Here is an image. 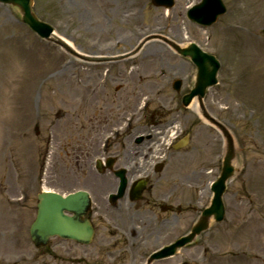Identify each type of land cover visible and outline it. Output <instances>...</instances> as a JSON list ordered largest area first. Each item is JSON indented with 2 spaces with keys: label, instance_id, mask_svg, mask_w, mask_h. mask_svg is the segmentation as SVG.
Masks as SVG:
<instances>
[{
  "label": "rangeland",
  "instance_id": "374dc122",
  "mask_svg": "<svg viewBox=\"0 0 264 264\" xmlns=\"http://www.w3.org/2000/svg\"><path fill=\"white\" fill-rule=\"evenodd\" d=\"M34 1L37 15L86 55L127 53L155 33L185 45L192 40L218 57L219 84L208 90L204 104L232 132L241 175L230 182L224 196L225 223L214 224L175 258L155 264H264V0H224L227 13L207 29L186 18L188 7L199 0H176L168 11L151 0ZM20 20L18 9L0 3V264H44L43 249H35L29 239L37 193L45 184L59 191L88 186L98 195L100 190L90 184L95 179L90 160L98 153L100 140L110 135L105 133L127 117L134 120L132 127L138 123L137 128L121 131L112 140L111 151L129 143L132 138L127 136L144 131L145 124L151 129V114L161 115L156 122L164 126L175 122L184 127L189 138L163 176L171 180L168 185L176 186L169 201L174 210L166 214L147 206L156 202V192L162 188L156 184L145 193L146 201L137 204L141 205L135 222L137 246L147 241L149 254L173 240L158 238L152 224L155 214L175 217L177 236L187 232L212 198V192L201 196L200 190L208 178L219 175L223 148L217 130L192 109L178 106L180 95L172 82L182 79L183 92L188 89L196 77L194 64L153 39L136 55L156 53L159 58L140 61L141 70L133 80L127 75L134 55L110 65L91 64L89 72L82 71L77 63L85 62L40 39ZM143 100L150 104L147 123L137 118ZM43 161H48L47 170ZM109 227L110 223H100L89 250L100 260L108 255L109 246L120 256L116 264H130L139 254L129 252Z\"/></svg>",
  "mask_w": 264,
  "mask_h": 264
},
{
  "label": "water",
  "instance_id": "95a60500",
  "mask_svg": "<svg viewBox=\"0 0 264 264\" xmlns=\"http://www.w3.org/2000/svg\"><path fill=\"white\" fill-rule=\"evenodd\" d=\"M1 2H6L13 4L15 6H18L21 10V13L23 15V20L28 23L36 32H38L41 36L48 37L51 35V28L47 26L46 24L40 22L37 17L32 12V1L31 0H0ZM163 2V1H162ZM60 42L59 39H55ZM186 55H190L195 63L197 64L199 68L198 73V80L196 83V87L194 91L187 97L188 100L185 102V104H189L190 100L189 98H193L195 95H199L200 100L205 95L206 88L210 86L211 84L216 83V72L219 68V63L214 59V57L210 55H206L198 51L196 48L192 47L191 49L182 50ZM190 98V99H191ZM214 121V120H212ZM227 140H228V149L224 161V168H223V174L221 179L218 181V183L215 186V193L216 197L213 201L212 206L205 212V216H203V220L200 223L201 225H205L206 219L209 218L210 215H214L216 219H220L223 215V211L220 210V200L221 196L224 190L225 182L228 178H230L234 174V167L232 165V162L235 158V150H234V144L231 136L228 134L227 130L222 128ZM55 199L52 198H42L41 203L39 205V217L36 220L34 226H33V232L35 235L39 234L37 230H43L44 224L49 226V228H45V237L47 238L50 233H53L54 231L65 229L67 231L69 230V226L73 227L70 224H74V221L71 219L63 216L62 209L64 207L68 208H75L76 197H72L68 200H61V201H54ZM64 218V219H63ZM67 219V220H66ZM66 222V223H64ZM201 225H198L199 227ZM201 228V227H200ZM197 226L193 229L192 235L189 237H186L185 239L180 240L176 245H173L170 247V249H167L166 251L160 252L158 254H155L153 258H156L160 255L170 254L173 253L178 247H181L191 241V238L195 236L197 233ZM92 229L89 227H85L81 233H85L86 235H91Z\"/></svg>",
  "mask_w": 264,
  "mask_h": 264
},
{
  "label": "bare ground",
  "instance_id": "6f19581e",
  "mask_svg": "<svg viewBox=\"0 0 264 264\" xmlns=\"http://www.w3.org/2000/svg\"><path fill=\"white\" fill-rule=\"evenodd\" d=\"M136 57H141L142 59H148L150 57L149 53H146L144 55H138ZM140 67H134L131 71V73L129 74V79L133 80L136 78V76L138 75V72L140 71ZM191 109H193L195 112L198 113L199 111V107H198V103L195 101L192 103V105L190 106ZM97 182V185L99 186V183L97 180H95ZM147 224V222H145V225Z\"/></svg>",
  "mask_w": 264,
  "mask_h": 264
}]
</instances>
